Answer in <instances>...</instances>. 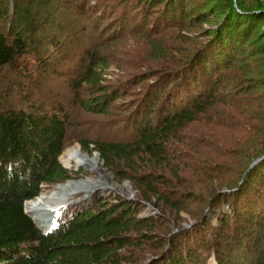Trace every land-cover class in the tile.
Returning a JSON list of instances; mask_svg holds the SVG:
<instances>
[{
  "label": "trees",
  "instance_id": "obj_1",
  "mask_svg": "<svg viewBox=\"0 0 264 264\" xmlns=\"http://www.w3.org/2000/svg\"><path fill=\"white\" fill-rule=\"evenodd\" d=\"M6 1L0 0V22L9 16L10 26L8 34L0 33V69L17 68L28 56L42 61L34 38L38 14L45 13L42 20L50 23V5L59 0H12L11 13ZM92 1L93 11L111 5V0ZM88 2L82 0L76 9ZM241 13L228 17L227 30L225 25L216 31L210 55L199 54L197 63H207L201 76L197 72L176 83L172 91H184L186 104L161 108L156 125L148 116L153 107L147 106L133 141L81 142L85 152L99 154L118 182L131 180L139 200L158 198L162 208L179 214L210 182L216 187L207 194L229 200L230 213L220 215L216 224L202 220L198 228L170 235L158 218L139 216L140 204L97 198L88 207L72 209L44 233L24 205L44 185L72 179V168L59 161L66 121L46 112L0 109V264H207L212 254L217 264H264V160L248 172L264 155V87L254 83L251 70L237 67L249 59L246 42L233 40L237 24L248 17ZM249 19L263 22L264 10ZM261 40L264 46V31ZM86 59L72 84L74 101L106 113L116 97L105 85L109 58L95 51ZM230 163L233 170L225 168ZM220 187L228 190L218 192Z\"/></svg>",
  "mask_w": 264,
  "mask_h": 264
},
{
  "label": "rangeland",
  "instance_id": "obj_2",
  "mask_svg": "<svg viewBox=\"0 0 264 264\" xmlns=\"http://www.w3.org/2000/svg\"><path fill=\"white\" fill-rule=\"evenodd\" d=\"M88 1L81 11L76 7L81 5L82 0L52 3L48 13L50 23L42 20L45 13L38 14L40 29L34 33V38L44 64L37 57L28 56L17 68L0 69V109L36 114L46 112L59 115L66 121L67 141L59 161L65 168H72L68 169L72 173L69 181L82 184L102 181L97 171L63 160L64 151L73 148L90 157L97 155L99 168L111 176L114 185H130L129 192L106 184L102 190L95 188L88 194L81 190L79 193L70 192L63 198L62 207L53 215L50 226L67 217L72 209L88 207L97 198H107L112 203L122 200L140 204L139 216L158 218L170 235L193 230L202 220L218 223L220 215L230 213V207L229 200L219 201L211 196V201L207 192L212 186L216 187V183L204 182L188 201V211L176 214L162 208L158 198L152 202L139 200L141 198L134 183L131 180L118 182L114 173L100 160L99 154L96 151L85 152L81 142L133 141L138 136V127L146 116L147 106L153 107L148 116L151 124L156 125L162 114L161 108L165 110L170 105L178 107L186 104L184 91H172L176 83L188 80L189 75L197 72L198 78L201 76L200 72L207 63H197L200 55H210L216 45V31L225 25L227 30L228 17L236 19L241 12L248 17L241 19L240 22H245L242 26L237 24L233 40L246 42L244 47L249 59L237 67L251 70L254 83L260 82V86L264 87V46L261 40L264 21L249 19V15H254L256 10H264V0H113L115 3L111 0L110 7L101 11H93L91 6L95 1ZM6 4L11 13L12 0H7ZM32 9L38 13L37 7ZM9 26L8 16L0 22V33L8 34ZM95 51L110 61L104 74L105 85L109 87V93L114 91L116 97L106 113L87 110L74 101L72 84L88 63L86 56ZM83 56L84 62L81 61ZM168 98L170 100L166 101ZM230 165L232 167L225 168L233 170L234 164ZM62 184L44 185L41 194H49ZM227 190L220 187L218 192ZM35 224L42 231L46 230L45 226ZM207 264H217L213 254Z\"/></svg>",
  "mask_w": 264,
  "mask_h": 264
},
{
  "label": "bare ground",
  "instance_id": "obj_3",
  "mask_svg": "<svg viewBox=\"0 0 264 264\" xmlns=\"http://www.w3.org/2000/svg\"><path fill=\"white\" fill-rule=\"evenodd\" d=\"M63 160L66 163H74L77 167H84L91 169V171H97L101 176V182L99 183H81L78 181H67L61 186H57L56 189L49 194H40L33 200L25 202L24 209L27 210V214L33 217V221L45 226V229L50 227L52 223L53 215L62 207L60 204L64 202V197L73 192L82 191L85 194L91 193V191L99 188L102 190L104 184L112 186L114 189H120L125 192L130 191V185L125 183L121 186L114 185L111 180V176L104 173L103 169L98 166V157H90L87 154H83L79 149H67L62 155ZM71 168V167H70ZM79 193V192H78ZM83 194V193H82Z\"/></svg>",
  "mask_w": 264,
  "mask_h": 264
},
{
  "label": "water",
  "instance_id": "obj_4",
  "mask_svg": "<svg viewBox=\"0 0 264 264\" xmlns=\"http://www.w3.org/2000/svg\"><path fill=\"white\" fill-rule=\"evenodd\" d=\"M263 160H264V155H263L262 157L256 159V160H254V161L252 162V164L250 165V168H249L248 172H249L251 169H253L255 166H257L259 163H261Z\"/></svg>",
  "mask_w": 264,
  "mask_h": 264
}]
</instances>
